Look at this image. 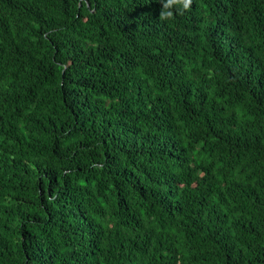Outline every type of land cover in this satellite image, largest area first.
<instances>
[{
    "label": "trees",
    "instance_id": "16d2710c",
    "mask_svg": "<svg viewBox=\"0 0 264 264\" xmlns=\"http://www.w3.org/2000/svg\"><path fill=\"white\" fill-rule=\"evenodd\" d=\"M0 264H264V0H0Z\"/></svg>",
    "mask_w": 264,
    "mask_h": 264
},
{
    "label": "clouds",
    "instance_id": "9594fccd",
    "mask_svg": "<svg viewBox=\"0 0 264 264\" xmlns=\"http://www.w3.org/2000/svg\"><path fill=\"white\" fill-rule=\"evenodd\" d=\"M189 2H190V0H183V7L184 8H187L188 7V5H189ZM167 15H171V13H167Z\"/></svg>",
    "mask_w": 264,
    "mask_h": 264
}]
</instances>
